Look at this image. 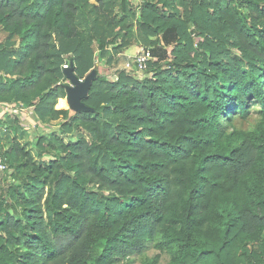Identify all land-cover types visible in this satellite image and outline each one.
<instances>
[{"label": "trees", "instance_id": "obj_1", "mask_svg": "<svg viewBox=\"0 0 264 264\" xmlns=\"http://www.w3.org/2000/svg\"><path fill=\"white\" fill-rule=\"evenodd\" d=\"M118 1L111 23L153 37L143 80L111 79L118 44L86 40L79 0H0V103L64 119L36 158L0 143V264H131L151 244L169 264H264V0ZM92 37L95 113L56 109L65 60L79 79L97 64Z\"/></svg>", "mask_w": 264, "mask_h": 264}, {"label": "rangeland", "instance_id": "obj_2", "mask_svg": "<svg viewBox=\"0 0 264 264\" xmlns=\"http://www.w3.org/2000/svg\"><path fill=\"white\" fill-rule=\"evenodd\" d=\"M119 10L120 9L118 0H104V3L99 0H79L78 20L80 23V28L85 33L86 40L87 38H89L91 33L95 34L97 38H102L105 41L107 39L112 38L116 40V44H118L117 46H119L118 49H115L117 46H108V50H110L109 56H113L115 59L118 60L116 63H111L109 65L108 72L110 73L111 79H115L118 74V71L123 69L128 73H132L134 75L138 74L140 80H143L146 75V72L139 73L134 69L130 71L127 69L126 64L128 62H131L133 64L135 56L138 54L142 46L151 47L153 37H146L140 31L138 24L133 19H130L126 22L127 28L125 26V28L122 27L121 23H111L114 22V19H112L114 16H116V18H120V16L122 15ZM7 36L8 33L3 29L2 26H0V43L3 42L7 38ZM98 40L99 39H95L92 37L90 45V49L92 50L93 56L97 64L92 69H90L84 75V77L80 79L82 82L85 81L86 78L89 76H95L96 74L102 71V68L106 66L105 60H100L102 51L101 49H99ZM13 41L15 43L14 46L16 47V49H18L20 47L19 37H15ZM54 44H56L57 48L59 47L57 39H54ZM168 50L171 53L173 47H169ZM65 65H68V68H65ZM62 68L65 73L66 71L69 72L70 69L73 68L70 58H67V60H65L64 64L62 65ZM65 84L67 85V87L72 85L68 78L67 81H65ZM57 104L56 109H70L71 114H75L76 112V110L69 108V105L68 107H63L62 101L60 104L63 108H58ZM31 108L32 110H27V114L23 116L24 121L29 126V128L22 127L20 121L17 123V125H15L13 117L7 122L10 123L11 126L13 128H16L17 130L16 137L10 140V144H12L13 140L18 142L19 140L17 139L20 138L21 140L19 142L31 152L34 158H36V143L38 140L37 138L39 136H43L45 139L54 143L56 146L59 145L55 137L58 135H62L60 126L64 122V119L62 117L58 120L46 118L45 121L42 122L39 117L35 114L34 108ZM92 112L95 113V109ZM257 121L258 118L254 111L251 114V118L249 121L250 123L245 124L241 120L238 123L242 127L252 128L256 125ZM86 133L87 132L85 128H82L81 133L77 134L75 138L86 136ZM65 140L67 141L69 139L65 137ZM37 161L39 162V160ZM12 172V169L9 168L8 172L0 180V192L4 187H7L12 183ZM157 254H160V257L156 264H169V261L171 259V252H161L153 244L149 245L142 255H132L130 257L132 262L131 264H144L145 259H153Z\"/></svg>", "mask_w": 264, "mask_h": 264}, {"label": "crops", "instance_id": "obj_3", "mask_svg": "<svg viewBox=\"0 0 264 264\" xmlns=\"http://www.w3.org/2000/svg\"><path fill=\"white\" fill-rule=\"evenodd\" d=\"M29 109L32 110L31 107L26 108L24 105H16L13 103H0V143L6 148H9L11 146L10 140L15 138L17 134L16 128H13L11 124L7 121H9L13 117L15 125H17V123L20 121L22 127L29 128L23 118V116L27 114L26 111ZM17 140L20 141L21 139L18 138Z\"/></svg>", "mask_w": 264, "mask_h": 264}, {"label": "water", "instance_id": "obj_4", "mask_svg": "<svg viewBox=\"0 0 264 264\" xmlns=\"http://www.w3.org/2000/svg\"><path fill=\"white\" fill-rule=\"evenodd\" d=\"M66 76L72 83L71 86L66 88L67 90V98L69 100V108L74 109L76 111H84L91 112L93 109L87 106L84 103V99L88 96L93 75L86 78L85 81H81L73 71V68L70 71H66Z\"/></svg>", "mask_w": 264, "mask_h": 264}, {"label": "built area", "instance_id": "obj_5", "mask_svg": "<svg viewBox=\"0 0 264 264\" xmlns=\"http://www.w3.org/2000/svg\"><path fill=\"white\" fill-rule=\"evenodd\" d=\"M153 54L151 51V48L142 46L138 54L135 56V60L133 64L131 62H128L127 69L128 70H138L140 72H145L148 70L149 62L153 60ZM65 68H68V65L64 66ZM8 172V164L5 161L3 155L0 152V180L2 177Z\"/></svg>", "mask_w": 264, "mask_h": 264}, {"label": "bare ground", "instance_id": "obj_6", "mask_svg": "<svg viewBox=\"0 0 264 264\" xmlns=\"http://www.w3.org/2000/svg\"><path fill=\"white\" fill-rule=\"evenodd\" d=\"M62 105H63V107H68V105H69V100H68L67 96H66V99H64V100L62 101Z\"/></svg>", "mask_w": 264, "mask_h": 264}]
</instances>
